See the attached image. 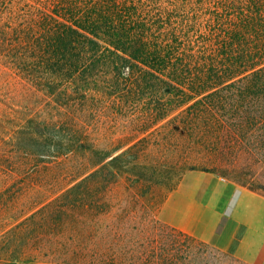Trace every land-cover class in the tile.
<instances>
[{
    "label": "trees",
    "instance_id": "trees-1",
    "mask_svg": "<svg viewBox=\"0 0 264 264\" xmlns=\"http://www.w3.org/2000/svg\"><path fill=\"white\" fill-rule=\"evenodd\" d=\"M38 2L36 25L0 16V65L47 107L17 117L0 84V173L48 196L0 264H223L157 215L190 170L244 166L264 196V0Z\"/></svg>",
    "mask_w": 264,
    "mask_h": 264
},
{
    "label": "rangeland",
    "instance_id": "rangeland-1",
    "mask_svg": "<svg viewBox=\"0 0 264 264\" xmlns=\"http://www.w3.org/2000/svg\"><path fill=\"white\" fill-rule=\"evenodd\" d=\"M40 9L41 4L38 2V0H0V16H4L7 18L12 13L15 19L25 26L28 24L36 25L39 18L38 10ZM0 84L1 86H3V100L6 97L7 102L12 105L15 110L18 111L17 117L27 119V116H30L32 113L38 110H47L46 104L44 103V98H42V96L36 97V91L32 86V83L30 81H27L26 79L20 78V76H14L13 74H10L9 67L0 65ZM14 117L15 115H13L12 119L10 120L17 123L19 122V120H21L20 118ZM0 160H3L1 156ZM9 161H12V163H10L12 167L17 166V164L14 163L13 160L9 159ZM92 162H94V160L91 157L88 159L87 156L81 153H77L72 155L64 164H62V166L57 167V170L55 171L59 172V170L61 171V168L73 170L81 163L85 164L86 166L90 165ZM3 165H7V163H3ZM242 168H244V166L237 165L235 167L224 166L223 169L218 167L208 172L190 170L183 176L182 181L187 175L195 173H199V176H201L202 179L200 181H197L196 179H187L186 185L181 192H185L184 190H187L188 187L190 188L193 185L195 186L199 184L200 189L197 193V199L199 200L203 191L208 187V184L212 180L217 181L220 184L233 183L239 188V190L243 188L252 191L247 185H245L243 181H237L235 178H233V174H235V172L239 173ZM21 170L22 169H20L17 174H20ZM14 174L12 176H4L0 173V243L13 229H15L18 224H20L24 220L30 210L38 209L39 204L42 202L43 198L45 196H48V188H42L39 186V176H41V171L39 173H34L35 178L30 181V184H28V182H25L24 179L23 181H21V179H18L19 177L15 176ZM182 181L174 191L167 194L166 200L177 192L178 193L175 195V199L173 200V202L176 203L180 200L181 192L179 191V189ZM57 187L58 186H55L53 190H56ZM239 190H236L235 193L232 194L226 206L222 219L223 224L225 222V219H227L231 214L238 200V197L241 193ZM123 191L124 190L122 189V186H119L114 190L113 193L118 195L123 193ZM252 192L264 199L263 194L254 191ZM163 205L158 212V220L168 225L170 224L165 221V217L174 218L177 222H179L180 215L178 214V211H174L172 208H169V210L164 213ZM257 219L258 218H255L254 216L250 224L256 227L259 224L264 226V219L261 220V222H259ZM223 254H225L221 257V262L223 264H249L226 252H223ZM254 256L258 261H260L261 254H259V250L254 252ZM2 262L3 261H1V263Z\"/></svg>",
    "mask_w": 264,
    "mask_h": 264
},
{
    "label": "crops",
    "instance_id": "crops-1",
    "mask_svg": "<svg viewBox=\"0 0 264 264\" xmlns=\"http://www.w3.org/2000/svg\"><path fill=\"white\" fill-rule=\"evenodd\" d=\"M187 179L200 181L202 177L199 173L187 175L180 185V192ZM199 189L197 184L179 192L180 200L176 203L173 200L178 192L169 197L163 205V212L172 208L178 211L180 220L177 222L174 218L165 217V221L202 241L214 243L219 250L249 264H264V226L250 224L254 216L259 222L264 219V199L252 191L239 190L233 183L220 184L212 180L198 200ZM236 190L241 193L231 214L225 219L221 233L217 235L226 206ZM257 250L261 254L260 261L254 256Z\"/></svg>",
    "mask_w": 264,
    "mask_h": 264
},
{
    "label": "built area",
    "instance_id": "built-area-1",
    "mask_svg": "<svg viewBox=\"0 0 264 264\" xmlns=\"http://www.w3.org/2000/svg\"><path fill=\"white\" fill-rule=\"evenodd\" d=\"M210 178H211V176H210Z\"/></svg>",
    "mask_w": 264,
    "mask_h": 264
}]
</instances>
